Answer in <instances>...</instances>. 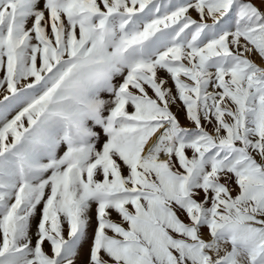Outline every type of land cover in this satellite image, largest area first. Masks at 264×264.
Masks as SVG:
<instances>
[{
  "label": "snow or ice",
  "instance_id": "1",
  "mask_svg": "<svg viewBox=\"0 0 264 264\" xmlns=\"http://www.w3.org/2000/svg\"><path fill=\"white\" fill-rule=\"evenodd\" d=\"M0 264H264V0H0Z\"/></svg>",
  "mask_w": 264,
  "mask_h": 264
},
{
  "label": "rangeland",
  "instance_id": "2",
  "mask_svg": "<svg viewBox=\"0 0 264 264\" xmlns=\"http://www.w3.org/2000/svg\"><path fill=\"white\" fill-rule=\"evenodd\" d=\"M189 14H190L194 19L197 18L196 13H194V12H190ZM170 83H171V82H170ZM172 110H173L174 112L177 111V109H176L175 107H173ZM9 118H11V116H10ZM180 119H181V123H182V125L187 126V123H186V121H184V119H183V115H182V114H180ZM85 247H87V245H86Z\"/></svg>",
  "mask_w": 264,
  "mask_h": 264
},
{
  "label": "bare ground",
  "instance_id": "3",
  "mask_svg": "<svg viewBox=\"0 0 264 264\" xmlns=\"http://www.w3.org/2000/svg\"><path fill=\"white\" fill-rule=\"evenodd\" d=\"M112 218H113V219H117V216H116L115 213H113Z\"/></svg>",
  "mask_w": 264,
  "mask_h": 264
}]
</instances>
